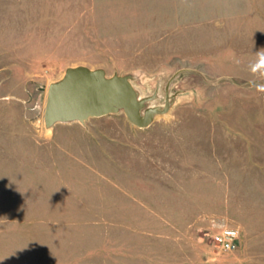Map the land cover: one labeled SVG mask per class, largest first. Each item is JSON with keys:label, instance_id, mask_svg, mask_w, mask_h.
<instances>
[{"label": "rangeland", "instance_id": "obj_1", "mask_svg": "<svg viewBox=\"0 0 264 264\" xmlns=\"http://www.w3.org/2000/svg\"><path fill=\"white\" fill-rule=\"evenodd\" d=\"M261 54L264 0H0V264H264ZM77 67L140 103L48 125Z\"/></svg>", "mask_w": 264, "mask_h": 264}, {"label": "water", "instance_id": "obj_2", "mask_svg": "<svg viewBox=\"0 0 264 264\" xmlns=\"http://www.w3.org/2000/svg\"><path fill=\"white\" fill-rule=\"evenodd\" d=\"M132 109L140 103L129 79L105 77L103 71L86 67L69 68L65 77L50 86L46 107V122L84 121L91 116H103L121 102Z\"/></svg>", "mask_w": 264, "mask_h": 264}, {"label": "built area", "instance_id": "obj_3", "mask_svg": "<svg viewBox=\"0 0 264 264\" xmlns=\"http://www.w3.org/2000/svg\"><path fill=\"white\" fill-rule=\"evenodd\" d=\"M240 231L234 227L224 226L214 236L215 244L222 250L234 251L239 247Z\"/></svg>", "mask_w": 264, "mask_h": 264}, {"label": "clouds", "instance_id": "obj_4", "mask_svg": "<svg viewBox=\"0 0 264 264\" xmlns=\"http://www.w3.org/2000/svg\"><path fill=\"white\" fill-rule=\"evenodd\" d=\"M260 62H261V63H264V54H261Z\"/></svg>", "mask_w": 264, "mask_h": 264}]
</instances>
